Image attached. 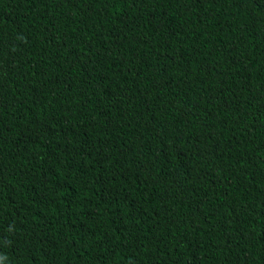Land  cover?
<instances>
[{
    "label": "trees",
    "instance_id": "16d2710c",
    "mask_svg": "<svg viewBox=\"0 0 264 264\" xmlns=\"http://www.w3.org/2000/svg\"><path fill=\"white\" fill-rule=\"evenodd\" d=\"M0 264H264V0H0Z\"/></svg>",
    "mask_w": 264,
    "mask_h": 264
}]
</instances>
